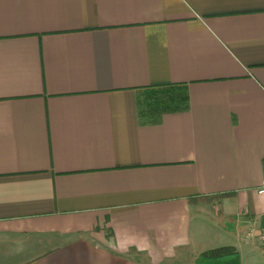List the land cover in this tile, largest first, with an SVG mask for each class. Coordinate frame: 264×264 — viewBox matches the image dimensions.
Returning a JSON list of instances; mask_svg holds the SVG:
<instances>
[{
	"label": "crops",
	"instance_id": "crops-1",
	"mask_svg": "<svg viewBox=\"0 0 264 264\" xmlns=\"http://www.w3.org/2000/svg\"><path fill=\"white\" fill-rule=\"evenodd\" d=\"M263 163L264 0H0V264H264Z\"/></svg>",
	"mask_w": 264,
	"mask_h": 264
},
{
	"label": "trees",
	"instance_id": "trees-1",
	"mask_svg": "<svg viewBox=\"0 0 264 264\" xmlns=\"http://www.w3.org/2000/svg\"><path fill=\"white\" fill-rule=\"evenodd\" d=\"M229 258V262L225 259ZM225 260V261H223ZM239 264V252L234 245H220L202 251L196 264Z\"/></svg>",
	"mask_w": 264,
	"mask_h": 264
},
{
	"label": "built area",
	"instance_id": "built-area-1",
	"mask_svg": "<svg viewBox=\"0 0 264 264\" xmlns=\"http://www.w3.org/2000/svg\"><path fill=\"white\" fill-rule=\"evenodd\" d=\"M262 170H263V180H262V183H261L258 191L264 196V163H263ZM260 235H261L262 241L264 242V231Z\"/></svg>",
	"mask_w": 264,
	"mask_h": 264
}]
</instances>
